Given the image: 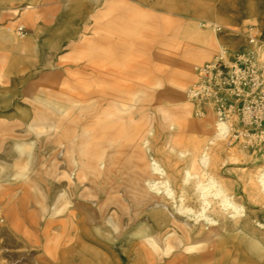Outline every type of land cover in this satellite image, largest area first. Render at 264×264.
Here are the masks:
<instances>
[{"label":"rangeland","instance_id":"rangeland-1","mask_svg":"<svg viewBox=\"0 0 264 264\" xmlns=\"http://www.w3.org/2000/svg\"><path fill=\"white\" fill-rule=\"evenodd\" d=\"M219 47L264 65V0H0V264H264V137L186 95Z\"/></svg>","mask_w":264,"mask_h":264},{"label":"built area","instance_id":"built-area-1","mask_svg":"<svg viewBox=\"0 0 264 264\" xmlns=\"http://www.w3.org/2000/svg\"><path fill=\"white\" fill-rule=\"evenodd\" d=\"M249 40L256 41V36L250 35ZM228 53L219 47L214 60L195 67V80L186 95L193 102L206 103L217 121L227 124L230 137L256 140L257 134L264 137V65L256 64L251 48L231 57ZM201 112V108L196 110Z\"/></svg>","mask_w":264,"mask_h":264},{"label":"bare ground","instance_id":"bare-ground-1","mask_svg":"<svg viewBox=\"0 0 264 264\" xmlns=\"http://www.w3.org/2000/svg\"><path fill=\"white\" fill-rule=\"evenodd\" d=\"M121 23H122V21H119L116 24H117V26H120ZM231 40H233V39H229L228 41L230 42ZM233 42L234 41H231V43H233ZM96 44H97V42L88 41L85 45V49L90 50V46H95ZM111 46H112L111 48L113 51H123V49H124L122 42H112ZM80 48H82V47H80ZM94 94L101 95V96H104L106 98H112V97L119 98L120 95H122V96L127 95V92L124 91L122 88L118 87L117 85H110V86L108 85L106 87L99 88L98 91L95 93L88 92L87 94H81V95H78V96L76 95V96L80 101H85V100L89 99ZM108 127L112 128L114 132L119 133V135H121L122 137H126V135L128 134V133L127 134L124 133L125 132V130H124L125 126L123 123L113 124V125L107 126L106 128H108ZM132 132H134L135 134L136 133L139 134L140 129L136 126L134 129H132ZM227 132H228L227 124L223 121L218 120L216 122V138H224L226 136ZM127 136H129V135H127ZM101 150H102V145H100V144L96 145V148L93 150V152H91L92 158L94 159L96 156L100 155ZM153 169H158V166H156V164H154ZM260 177H261L260 180L264 185V167L262 169V173H261ZM156 185L157 184L155 183L151 187L157 189ZM205 187H206V185H204V184L199 186V189L201 190V193L203 196H205V191H204ZM203 200L204 201L206 200L205 197L203 198ZM221 201L227 202L228 200L224 197V198H222ZM227 204H229V201L227 202ZM220 245H221V243L214 245L215 252H218L220 250Z\"/></svg>","mask_w":264,"mask_h":264}]
</instances>
